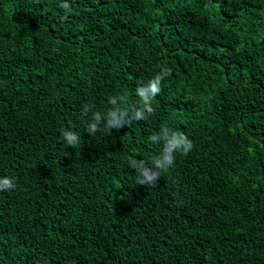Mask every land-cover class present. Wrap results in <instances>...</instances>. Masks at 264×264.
<instances>
[{
  "label": "trees",
  "instance_id": "1",
  "mask_svg": "<svg viewBox=\"0 0 264 264\" xmlns=\"http://www.w3.org/2000/svg\"><path fill=\"white\" fill-rule=\"evenodd\" d=\"M63 2L0 0V264H264V0ZM162 68L153 115L86 132ZM162 126L194 147L139 185Z\"/></svg>",
  "mask_w": 264,
  "mask_h": 264
},
{
  "label": "clouds",
  "instance_id": "2",
  "mask_svg": "<svg viewBox=\"0 0 264 264\" xmlns=\"http://www.w3.org/2000/svg\"><path fill=\"white\" fill-rule=\"evenodd\" d=\"M66 12L70 11V4L65 2L60 5ZM171 70L162 68L154 77L147 82H139L135 89L138 101L131 108L122 107L118 101H125V96L109 97L108 103L112 106L106 114L93 112L91 120L87 124L86 132L92 136L101 130V124L105 130H121L128 127L133 121H141L146 116L153 115L155 109L153 107L154 99L161 93L162 81L168 77ZM90 110L89 105L83 106V111L87 113ZM149 141L153 144L162 142L161 153L154 156L151 166L145 160L131 161L130 167L136 172L137 183L146 187H156L161 177V173L167 171L174 165L176 154L187 155L192 151L193 142L183 132L173 130L167 126H162L158 133L149 136ZM80 134L70 130L62 129L60 142L65 143L68 147H77L80 144ZM16 187L11 177L0 178V192L11 191Z\"/></svg>",
  "mask_w": 264,
  "mask_h": 264
}]
</instances>
